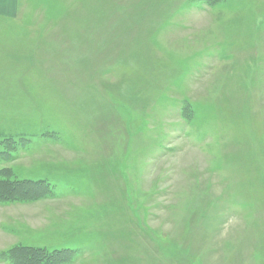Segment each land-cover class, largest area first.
Returning <instances> with one entry per match:
<instances>
[{
    "label": "rangeland",
    "instance_id": "374dc122",
    "mask_svg": "<svg viewBox=\"0 0 264 264\" xmlns=\"http://www.w3.org/2000/svg\"><path fill=\"white\" fill-rule=\"evenodd\" d=\"M1 1L0 254L264 264V0Z\"/></svg>",
    "mask_w": 264,
    "mask_h": 264
},
{
    "label": "trees",
    "instance_id": "16d2710c",
    "mask_svg": "<svg viewBox=\"0 0 264 264\" xmlns=\"http://www.w3.org/2000/svg\"><path fill=\"white\" fill-rule=\"evenodd\" d=\"M207 3L219 0H205ZM4 150L0 151V204L29 205L54 198L52 186L44 180H18L12 178L10 168L2 167L12 160L17 151L16 143L11 139L3 140ZM254 189V188H253ZM251 192V184L246 189ZM74 258L72 250H52L46 248L17 245L0 254V259L9 264H71Z\"/></svg>",
    "mask_w": 264,
    "mask_h": 264
},
{
    "label": "crops",
    "instance_id": "0c3cea01",
    "mask_svg": "<svg viewBox=\"0 0 264 264\" xmlns=\"http://www.w3.org/2000/svg\"><path fill=\"white\" fill-rule=\"evenodd\" d=\"M13 1L16 2L17 0H13ZM1 3H5V0H2ZM12 8H14L13 4H12Z\"/></svg>",
    "mask_w": 264,
    "mask_h": 264
}]
</instances>
